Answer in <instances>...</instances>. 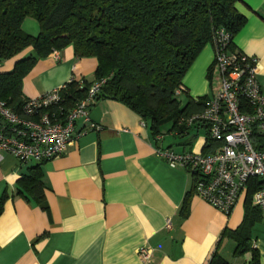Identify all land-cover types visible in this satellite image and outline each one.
Masks as SVG:
<instances>
[{"label": "crops", "instance_id": "obj_1", "mask_svg": "<svg viewBox=\"0 0 264 264\" xmlns=\"http://www.w3.org/2000/svg\"><path fill=\"white\" fill-rule=\"evenodd\" d=\"M236 8L247 22L232 50L257 59L264 94V0H241ZM214 58L210 43L185 75L189 98L211 100L219 89ZM15 62L1 63L0 73L12 71ZM97 66L95 58H78L69 46L38 61L24 78L23 96L37 98L72 79L94 82ZM90 118L102 128L71 144L65 155L24 164L7 155L0 163V196H9L0 217V264H145L143 247L153 250L150 264H210L214 256L224 264H247L252 252L253 264H264L262 217L244 255L224 235L242 227L248 193L225 215L196 195L193 174L159 155L204 153L205 132L196 137L202 132L196 128L191 140L177 142L190 130L181 136L168 126L154 138L140 115L109 99L97 100ZM36 167L45 190L41 203L18 191V180Z\"/></svg>", "mask_w": 264, "mask_h": 264}, {"label": "trees", "instance_id": "obj_2", "mask_svg": "<svg viewBox=\"0 0 264 264\" xmlns=\"http://www.w3.org/2000/svg\"><path fill=\"white\" fill-rule=\"evenodd\" d=\"M240 1L0 0V64L16 60L12 71L0 73V101L18 110L25 101L24 78L38 61L72 46L78 58L98 61L94 82L105 80L98 100L126 105L141 116L154 138L168 126L184 136L190 130L186 120L202 113L209 99L189 98L182 104L177 91L185 88V75L204 48L214 44L219 29L234 38L246 25V17L236 8ZM29 17L40 24L37 36L22 30ZM94 82L84 80V89L76 79L68 83L63 93L67 106L84 99ZM209 152L206 146L204 154ZM41 180V170L31 169L29 176L18 180L19 194H32L43 202ZM254 184L252 179L242 227L224 233L237 242V252L243 255L262 217L251 204ZM8 198L0 196V217ZM251 255L253 264L256 255ZM210 264L224 262L214 256Z\"/></svg>", "mask_w": 264, "mask_h": 264}, {"label": "built area", "instance_id": "obj_3", "mask_svg": "<svg viewBox=\"0 0 264 264\" xmlns=\"http://www.w3.org/2000/svg\"><path fill=\"white\" fill-rule=\"evenodd\" d=\"M213 43L221 85L205 110L186 120L188 128L205 130L210 152L165 150L159 155L193 174L196 195L228 216L254 179L252 203L264 219V94L258 80L259 64L256 58L230 49L233 37L223 28L216 32ZM78 83L84 89V80ZM67 84L25 99L18 110L0 101V163L7 155L23 164L51 162L88 132L102 128L92 122L90 109L105 80L91 84L85 98L69 107L63 98ZM185 92L182 87L177 95ZM152 253L149 247L139 250L145 264L151 263Z\"/></svg>", "mask_w": 264, "mask_h": 264}, {"label": "rangeland", "instance_id": "obj_4", "mask_svg": "<svg viewBox=\"0 0 264 264\" xmlns=\"http://www.w3.org/2000/svg\"><path fill=\"white\" fill-rule=\"evenodd\" d=\"M22 30L24 33L37 36L40 33V24L37 20L29 17L24 21L22 25ZM179 100L182 102V104H185L189 100V97L184 93L181 96H179ZM201 131L202 132H200L199 135H197L196 137L200 138V137L205 136V133H206L205 130L201 129ZM196 134H197V129L193 128V129H190V133L187 136L183 138H174V140L177 142H187L191 140L192 137Z\"/></svg>", "mask_w": 264, "mask_h": 264}, {"label": "water", "instance_id": "obj_5", "mask_svg": "<svg viewBox=\"0 0 264 264\" xmlns=\"http://www.w3.org/2000/svg\"><path fill=\"white\" fill-rule=\"evenodd\" d=\"M246 261H247V264H250L251 263V261H252V257H251V255H246ZM251 258V259H250Z\"/></svg>", "mask_w": 264, "mask_h": 264}]
</instances>
